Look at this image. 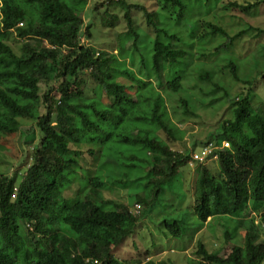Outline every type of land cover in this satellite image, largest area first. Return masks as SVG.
Wrapping results in <instances>:
<instances>
[{"label":"trees","instance_id":"obj_1","mask_svg":"<svg viewBox=\"0 0 264 264\" xmlns=\"http://www.w3.org/2000/svg\"><path fill=\"white\" fill-rule=\"evenodd\" d=\"M81 1L0 0V132L16 134L24 120L39 124L43 134L40 146L27 162L26 173L21 175L23 178L18 181L17 173L0 177V264H153L150 260L122 262L113 251L133 236L143 218L144 207L151 210L179 170L190 169L193 155L222 141L229 142L231 149L220 152L214 161L219 165L218 175L208 168V161L192 164L198 166L194 214L202 224L215 217L230 218L246 229L244 248L231 252L225 264H262L264 243L260 241L259 228L254 220L248 227L241 215L251 208L260 215L264 228L263 103L255 105L250 95L236 98L232 119L223 123L221 139L211 136L196 150L173 151L160 133L177 142L184 132L173 122L153 81L139 77L129 67L135 56L134 60L128 58V65L126 60L104 51L97 57L94 47L80 45L81 15L90 6V14L93 12L96 18L98 5L104 8L103 26L117 25L119 18L109 12L114 0H85L88 4ZM208 1L154 0L159 8L174 15L173 19L177 18L176 25L166 27L160 13L149 14L137 5L126 7L124 19L129 33L135 35V42L140 39L132 11L145 10L155 33L149 72L158 79L164 77L170 91H180L182 80L197 58L207 60L208 55L196 57V52L193 53L202 39L217 34L227 37L221 49L228 48L242 34L229 37L221 28L201 19L205 14L201 11L198 21L186 19L190 16L189 6L202 8ZM230 7L248 13L256 4L233 3ZM12 33L27 36L18 52L8 44ZM88 37L92 39L91 32ZM147 61L145 57L139 63L136 61L139 70L149 68ZM223 68L240 81L234 63ZM87 70H91L92 79L107 95L109 103L86 99V82L80 77ZM200 76L202 81H209L213 71L205 70ZM123 79L129 84L119 82ZM56 83L59 88H55ZM41 84H48L49 88L43 97L39 94ZM221 90L219 84L212 88L213 94ZM50 94H56L58 99L54 100ZM181 101L184 113H190L187 100ZM41 106L49 111L41 113ZM73 145L90 146L87 153L92 161L100 158L95 155L97 147L102 157L100 169L108 168V178L119 170L121 180L130 173L140 175L135 180L136 187L140 180H147L142 191L148 194L135 197L141 208L139 215L131 211L130 205L104 200V176L89 173L81 161L82 152L74 150ZM87 175V193L76 199L79 187L76 188L75 181ZM121 185L129 188L128 184ZM107 207L113 211H106ZM164 223L166 235L185 237L187 230L181 222ZM196 256L188 264L217 262L216 255L209 253L201 242Z\"/></svg>","mask_w":264,"mask_h":264},{"label":"rangeland","instance_id":"obj_2","mask_svg":"<svg viewBox=\"0 0 264 264\" xmlns=\"http://www.w3.org/2000/svg\"><path fill=\"white\" fill-rule=\"evenodd\" d=\"M81 2L88 4L85 0ZM122 3L125 5L123 6ZM233 3L244 6L256 4V7L248 13H244L242 10L230 7V4ZM131 5L142 7L149 14L160 13L163 20L166 21L164 27L178 23L177 18L173 19L174 15L171 16L170 12L159 8V4L154 0H120V2L114 0L109 12L119 18L117 25L110 28L103 26L101 18L104 8L100 5H98V11L94 8L98 16L96 18L93 12L90 14V6L81 15V18L84 21L83 32L86 33L89 30L92 39L83 36L81 42L83 45L94 46L98 53L104 51L117 56L119 60H126L128 65L130 63L128 58L134 60L133 55L135 56L134 64H130L129 67L139 77L146 80L150 78L153 81L154 87L167 104L173 122L184 132L183 137L177 142H172L166 134L160 133L163 139L171 144L173 151L184 152L186 148L196 150L204 142L210 140L211 136H215L213 137L215 140L216 138L221 139L223 123L232 119L233 104L236 98L250 95L255 105L261 103L264 105V0H210L202 8H199L198 5L189 6L190 16H186V19L198 21L201 18L199 13L201 11L205 13L201 19L221 28L229 37L242 34L235 42L230 43L228 48L221 49L219 47L227 43V37L217 34L202 39L204 41L195 47L193 53L196 52V57L208 55L207 60L197 58L191 70L188 69L190 70L188 73L187 70H183L187 76L182 80L181 89L178 92L170 91L167 88L164 77L158 79L149 72L155 33L147 22L145 10L135 9L132 11L131 18L140 39L135 42V35L129 33L127 20L123 18L127 10L126 7ZM202 32L205 33L204 30ZM26 38L27 36L20 37L16 33H12L8 44L18 52ZM138 48L139 51L136 52L135 50ZM142 57H145L146 61L148 59V69L139 70L136 65V61L139 63ZM230 63H234L238 67L240 81L234 79L230 70L223 68ZM204 69L213 71V76L209 81L200 79ZM225 70H227L226 73ZM89 73L86 71L80 77L86 82V99L95 98L101 103H109L107 95L102 93L101 88L96 85ZM119 82L129 84L124 79ZM215 84H219L222 90L213 94L212 88ZM49 85H53V83H49ZM54 86L59 88L57 83ZM48 89V84H41L40 96H45ZM51 96L54 97V100L58 99L56 94ZM181 99L187 100L190 113H184ZM25 100L28 102V99ZM48 111V108L40 107L41 113L46 114ZM22 122L20 130L16 134L5 135L0 132V177L3 174L10 176L17 173L18 181H20L23 178L21 175H24L28 169L27 162L31 160L34 150L41 144L43 134L40 125L24 120ZM234 136L238 138V134H234ZM73 148L82 152L81 161L88 168L89 173L96 172L97 177L104 176L103 181L106 189L103 191V198L105 201L130 205L131 211H134L135 205H139L135 199L137 194H148L146 190L142 191V184L147 180H140L136 187L135 180L140 176L138 174L130 173L127 179L121 180L117 172L119 170L116 168L117 171L112 172L108 178L106 176L108 168L100 169V158L102 159V157L97 147L95 155L100 157L98 161H92V156L87 153L90 146L73 145ZM208 165L212 173L218 175V163L209 161ZM97 167H99L98 171H96ZM197 167L192 165L190 169L188 167L181 168L172 183L166 186L165 192L157 204H153L151 210L140 204L144 207V210L142 207L144 215L137 225L135 233L113 251L118 260L122 262L134 260L147 262L150 260L153 264H188L191 260L197 259L196 252L198 244L201 242L209 253L216 255L217 262L215 264H225V260L231 252L244 248L246 229L238 227L239 224L235 220L215 217L206 224H202L194 214ZM98 173L99 175H97ZM80 177L75 181L77 182L76 188L79 187L76 199L82 198L87 193L85 187L89 182L88 175L84 179H80ZM120 183L128 184L129 188H123ZM151 191L152 187L149 189V192ZM73 201H69V203ZM105 210L113 211L111 207H107ZM241 217L248 227L251 221H255V225L259 228L260 241L264 243V228L260 225V215L253 213L248 207L243 211ZM167 221L181 222L187 230L185 237L178 239L169 234L166 235L164 222Z\"/></svg>","mask_w":264,"mask_h":264},{"label":"built area","instance_id":"obj_3","mask_svg":"<svg viewBox=\"0 0 264 264\" xmlns=\"http://www.w3.org/2000/svg\"><path fill=\"white\" fill-rule=\"evenodd\" d=\"M20 26H22V24H20ZM230 148V143L229 142H223L221 145L219 146H214L213 144H210L206 147H203L200 152L198 151L197 153H195L193 155V162L191 163L194 164V162H199V163H204L206 161H210V160H217L218 159V155L220 152L226 151L227 149ZM140 207L137 206L136 207V213L139 214L140 212Z\"/></svg>","mask_w":264,"mask_h":264},{"label":"clouds","instance_id":"obj_4","mask_svg":"<svg viewBox=\"0 0 264 264\" xmlns=\"http://www.w3.org/2000/svg\"><path fill=\"white\" fill-rule=\"evenodd\" d=\"M125 15V14H124ZM123 18H124V16H123ZM83 25H84V21H83ZM82 25V27H81V41H82V37L83 36H87L88 37V33L90 32L89 30L86 32V33H84L83 32V29H84V26ZM22 27V26H21ZM89 38V37H88ZM80 45L82 46L83 44H82V42H80ZM83 46H85V47H94V46H88V45H83ZM101 53V52H100ZM96 56L98 57L99 56V53L97 52V54H96ZM92 70V69H91ZM91 70H87L88 71V73L90 72L91 73ZM89 73V74H90ZM227 150H229V149H227ZM226 150V151H227ZM218 160V159H217ZM210 161H216V160H210ZM209 162V161H208ZM205 163V162H204ZM15 190H17V189H15ZM136 207L137 206H139V205H135ZM140 207V206H139ZM140 211H141V208L139 209ZM134 212L136 213V209L134 210ZM140 213V212H139ZM137 214V213H136ZM139 215V214H138ZM149 261V260H148Z\"/></svg>","mask_w":264,"mask_h":264}]
</instances>
